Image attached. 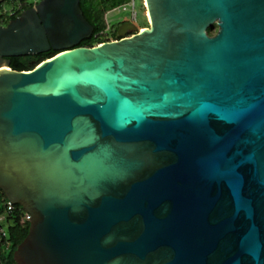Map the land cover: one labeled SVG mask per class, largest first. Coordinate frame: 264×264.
Masks as SVG:
<instances>
[{
  "label": "water",
  "instance_id": "obj_1",
  "mask_svg": "<svg viewBox=\"0 0 264 264\" xmlns=\"http://www.w3.org/2000/svg\"><path fill=\"white\" fill-rule=\"evenodd\" d=\"M142 1L148 27L92 47L79 0L0 26L14 264H264V0Z\"/></svg>",
  "mask_w": 264,
  "mask_h": 264
},
{
  "label": "trees",
  "instance_id": "obj_2",
  "mask_svg": "<svg viewBox=\"0 0 264 264\" xmlns=\"http://www.w3.org/2000/svg\"><path fill=\"white\" fill-rule=\"evenodd\" d=\"M24 1L25 0H21L19 8L11 12L12 14L8 17L9 21L18 17L24 10L31 9L38 4V1L32 4H25ZM130 2L131 0H79L83 17L93 27V34L89 39L80 42L78 47H92L96 44H101L104 39L100 34L107 30L105 15ZM1 3L2 1H0V4ZM0 26L2 25L0 24ZM117 30L113 33V40L119 39L117 36ZM55 55L56 52L50 50L39 55L14 57L9 58L8 60L10 61V68L12 70L28 72L33 70L43 61L49 60ZM0 198L2 202H7V199L1 190ZM25 214L26 213L20 206L15 205L13 211L7 216V238L3 239L0 243V249L1 246L4 245L5 249L9 250V254L7 255V258H3L0 250V264H14L13 253L23 242L29 230V221L25 218Z\"/></svg>",
  "mask_w": 264,
  "mask_h": 264
},
{
  "label": "rangeland",
  "instance_id": "obj_3",
  "mask_svg": "<svg viewBox=\"0 0 264 264\" xmlns=\"http://www.w3.org/2000/svg\"><path fill=\"white\" fill-rule=\"evenodd\" d=\"M0 24L6 26L9 22V14L12 11H15L20 6L21 0H0ZM41 0H25V4H32L34 2ZM134 7L131 5H126L125 9H115L111 12H108L105 15V23L107 26V37L109 40H112L113 33L124 23H129L135 26L137 32L141 29L148 27V21L145 14V9L142 0H133ZM217 31L216 27H213L209 30V35L213 36ZM1 199V198H0ZM2 204L0 203V206ZM1 254L3 258H7L9 250L5 249V246H1Z\"/></svg>",
  "mask_w": 264,
  "mask_h": 264
},
{
  "label": "built area",
  "instance_id": "obj_4",
  "mask_svg": "<svg viewBox=\"0 0 264 264\" xmlns=\"http://www.w3.org/2000/svg\"><path fill=\"white\" fill-rule=\"evenodd\" d=\"M127 5H131V7L133 8L134 7L133 0H131V2L128 3ZM125 6L126 5L121 6V7L117 8V9H120V8L125 9ZM11 14L12 13H10L9 15H11ZM100 35L104 39L102 43L114 41L113 39L112 40H109V38L107 37V30H105L104 32H102ZM96 45H100V44H96ZM96 45H94V46H96ZM0 203L2 204L0 206V243H1L3 239H6L7 238L8 224L6 222V218L13 211L14 205H12L11 203H9L8 201L7 202H2L0 200ZM25 218L27 220H29V215L28 214H25Z\"/></svg>",
  "mask_w": 264,
  "mask_h": 264
}]
</instances>
